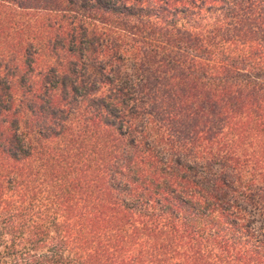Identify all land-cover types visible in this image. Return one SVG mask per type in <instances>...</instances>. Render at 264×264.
Wrapping results in <instances>:
<instances>
[{
	"label": "trees",
	"instance_id": "1",
	"mask_svg": "<svg viewBox=\"0 0 264 264\" xmlns=\"http://www.w3.org/2000/svg\"><path fill=\"white\" fill-rule=\"evenodd\" d=\"M0 264H264V0H0Z\"/></svg>",
	"mask_w": 264,
	"mask_h": 264
}]
</instances>
